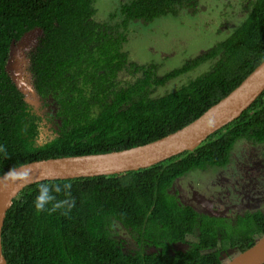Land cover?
Returning a JSON list of instances; mask_svg holds the SVG:
<instances>
[{"label": "trees", "instance_id": "trees-1", "mask_svg": "<svg viewBox=\"0 0 264 264\" xmlns=\"http://www.w3.org/2000/svg\"><path fill=\"white\" fill-rule=\"evenodd\" d=\"M95 2L0 0V176L33 161L106 154L163 138L228 96L264 61V0L252 1L247 18L224 41L164 75L157 62L130 57L125 49L132 39L130 26L177 18L183 10L195 13L199 0H132L103 22ZM36 28L43 35L28 52L26 71L46 103L43 107L50 108L44 117L26 102L5 68L11 43ZM208 61H214L209 71L175 91L154 96L157 88ZM48 119L58 120V128L47 141L40 134ZM241 141L264 150V92L194 151L139 171L41 182L72 185L75 206L67 216L64 209L37 212L34 201L41 183L26 187L14 199L2 231L8 264L228 263L264 237V213H249L221 233L218 221L216 231L203 230L200 247L216 250L208 256L196 252L179 257L168 251L125 255L112 231L118 224L141 236L162 234L170 242L176 240L187 225V211H192L181 208L169 193L180 166L191 167L188 160L197 165L228 163ZM64 198L63 192L57 196ZM223 253L228 257L222 259Z\"/></svg>", "mask_w": 264, "mask_h": 264}, {"label": "water", "instance_id": "water-1", "mask_svg": "<svg viewBox=\"0 0 264 264\" xmlns=\"http://www.w3.org/2000/svg\"><path fill=\"white\" fill-rule=\"evenodd\" d=\"M41 28L27 32L10 46L6 71L35 109L44 101L34 89L27 73L28 52L36 48ZM264 92V61L228 96L199 118L178 131L151 143L106 154L78 155L33 161L12 170L30 173L27 181H7L0 176V264H8L3 253L2 231L14 199L26 188L43 181L113 176L158 165L188 151H194L211 135L238 119ZM214 212V211H213ZM213 214L218 215L214 212ZM210 213V215H213ZM226 264H264V237Z\"/></svg>", "mask_w": 264, "mask_h": 264}, {"label": "flooded vegetation", "instance_id": "flooded-vegetation-1", "mask_svg": "<svg viewBox=\"0 0 264 264\" xmlns=\"http://www.w3.org/2000/svg\"><path fill=\"white\" fill-rule=\"evenodd\" d=\"M44 104L46 103L44 102L38 110L33 107L42 117L50 113V108H44ZM57 121L56 119L44 120L45 126L40 139L48 141L53 138L58 128L55 126ZM246 142L259 149L261 152L259 157L255 158L253 153H247L240 158L238 152L239 156L234 158L235 162H231V158L228 163L221 165H197L195 161L188 160L186 165L191 167L183 170L184 167L180 166V176L172 182L169 193L173 195L181 208L192 211H187L189 214V217H185L186 220L188 219L187 225L180 229L176 240L170 242L168 236L162 234L160 237L154 234L141 236L138 231L115 224L112 234L117 247L125 255L131 256L143 253L154 255L162 251H168L173 256L178 254L179 257L196 252L208 256L216 250L200 247L203 230L214 231L215 221H218L219 226L216 230L221 233L224 229L235 226L249 213H264L263 146L250 141ZM256 159L261 162L257 163ZM180 162L183 164L184 161ZM213 211L219 216L213 214ZM191 224H194L193 231L183 236L184 231ZM221 257L224 259L228 255L223 253Z\"/></svg>", "mask_w": 264, "mask_h": 264}, {"label": "rangeland", "instance_id": "rangeland-1", "mask_svg": "<svg viewBox=\"0 0 264 264\" xmlns=\"http://www.w3.org/2000/svg\"><path fill=\"white\" fill-rule=\"evenodd\" d=\"M132 0H96L99 21H109V15ZM253 0H199L197 12L183 10L179 17H162L150 24L141 22L130 26L131 41L125 49L130 57L140 62H157L161 65L160 75H164L185 62L209 51L224 41L240 25L249 13ZM214 61H208L195 70L177 78L163 87L157 88L155 97L177 90L189 80L209 71ZM253 153L259 157L261 152L252 144L241 141L235 146L231 162L239 156ZM230 161V160H229ZM257 163L258 161L256 159ZM215 253V252H213Z\"/></svg>", "mask_w": 264, "mask_h": 264}, {"label": "clouds", "instance_id": "clouds-1", "mask_svg": "<svg viewBox=\"0 0 264 264\" xmlns=\"http://www.w3.org/2000/svg\"><path fill=\"white\" fill-rule=\"evenodd\" d=\"M30 177V173L25 171L19 173L10 169L5 174V180L7 181H27ZM70 183L66 184H47L41 183L38 186V194L35 198L34 205L37 212L47 211L49 214L58 210L64 209L63 215L67 216L71 209L75 206V199L71 196ZM64 193V199H57L58 194ZM50 205V207H48Z\"/></svg>", "mask_w": 264, "mask_h": 264}]
</instances>
